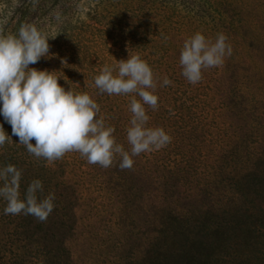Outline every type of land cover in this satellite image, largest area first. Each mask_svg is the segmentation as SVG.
Instances as JSON below:
<instances>
[{"label": "rangeland", "instance_id": "obj_1", "mask_svg": "<svg viewBox=\"0 0 264 264\" xmlns=\"http://www.w3.org/2000/svg\"><path fill=\"white\" fill-rule=\"evenodd\" d=\"M21 5L28 14L27 22H31L28 25L50 37L56 36L48 41L49 52L56 55L42 57L29 67L56 70L58 75L72 80L77 76L79 92L91 89L95 72L104 64L115 65L129 54L138 55L152 68L158 109L153 111L146 106L147 113L159 112L171 140L158 150L141 153L138 160L142 163L147 156L154 162L158 159L166 169L182 166L185 152L175 149L173 143L184 130L200 133L209 127L206 140L211 145L227 139L230 131L222 116L220 91L227 92L232 79H239L235 88L246 95L256 93L258 97L259 90L264 91V54L256 49L264 46V0H64L61 5L65 8L60 14L56 12V0H0V35L17 33ZM197 31L213 39L224 33L232 54L220 66L205 70L202 79L193 85L181 75L179 56L184 40ZM165 76L172 83L161 86ZM131 95H112L114 102L105 97L107 113L101 115L105 121L121 110L128 118L120 126L122 131L114 117L109 119L117 139L129 125ZM3 126L7 131L4 123ZM189 142H193L192 138H186L185 145ZM47 162L56 177V160ZM62 164L76 197L75 232L68 242L71 264L137 261L141 255L139 244L149 238L138 236L136 227L129 226L132 206L118 195L119 189H113L106 169L89 164L78 152L65 153ZM152 203L150 200L148 216ZM5 205L0 199V264H46L37 242L31 248L25 234L18 235L23 230L21 225L14 235L17 221L22 222L23 218L20 215L12 222V215L4 214ZM129 230L134 232L130 238Z\"/></svg>", "mask_w": 264, "mask_h": 264}, {"label": "trees", "instance_id": "obj_2", "mask_svg": "<svg viewBox=\"0 0 264 264\" xmlns=\"http://www.w3.org/2000/svg\"><path fill=\"white\" fill-rule=\"evenodd\" d=\"M63 1L56 0L59 14L65 8ZM22 5L15 26L17 32L22 25L31 23L27 22L28 14L22 11ZM256 49L264 54V46ZM76 77L72 80L66 76L58 83L66 90L71 85L79 91ZM237 82L239 79H232L228 91H220L222 116L230 131L220 144L211 145L206 140L209 127L200 133L184 130L173 143L175 149L185 152L182 166L166 169L158 159L154 162L145 156L142 163L138 155L133 157L130 169L118 166L119 157L112 166L104 168L113 189H119L118 195L132 206L129 226L136 227L138 236L144 234L149 238L146 244L140 241V258L127 264H264V91L259 90L258 97L256 93L246 95L235 88ZM90 86L88 93L100 105V115L106 114L104 101L109 95L99 93L94 80ZM109 97L114 102L115 96ZM148 115L151 126L167 129L159 112ZM111 116L118 127L128 119L121 110L109 115L106 123L110 125ZM0 122L11 135V126L1 118ZM186 138L193 142L186 146ZM17 139L13 136L4 143L0 168L12 164L21 171L22 197L32 180L42 181L43 191L38 195L54 194L55 206L44 221L23 213L11 214L12 222L20 215L23 218L22 222L17 221L13 233L16 235V227L21 225L23 230L18 235L24 233L31 248L37 242L46 264H71L68 242L75 232L76 200L62 158L56 160L55 177L47 160L28 153ZM116 140L129 148L126 131ZM150 200L153 203L148 216ZM133 235L129 230L128 237Z\"/></svg>", "mask_w": 264, "mask_h": 264}, {"label": "clouds", "instance_id": "obj_3", "mask_svg": "<svg viewBox=\"0 0 264 264\" xmlns=\"http://www.w3.org/2000/svg\"><path fill=\"white\" fill-rule=\"evenodd\" d=\"M55 37L33 25H22L15 34L0 35V116L11 126L9 135L0 123V146L15 136L28 153L47 161L58 160L67 152H78L89 164L108 168L119 157L118 166L130 169L133 157L170 143L171 137L163 127L149 124L147 108L158 109V96L154 72L146 61L129 54L127 59L116 60L115 65L104 64L94 76L99 93L132 94L126 129L129 148L125 149L114 136V126L106 123L100 115V105L88 92L74 91L69 83L66 90L58 83L63 76L56 70L29 67L42 57L56 55L49 52L48 43L49 38ZM231 54L232 47L224 33L213 39L197 31L184 40L180 50L181 75L194 85L205 70L220 66ZM171 83L165 76L161 86ZM20 179L21 171L15 165L0 168V180L4 181L0 184V199L6 202L4 214L23 213L46 220L55 206L54 194L40 197L43 184L34 179L22 197Z\"/></svg>", "mask_w": 264, "mask_h": 264}]
</instances>
